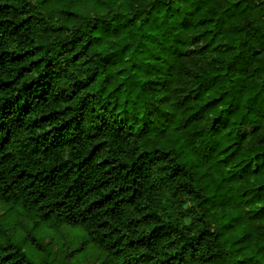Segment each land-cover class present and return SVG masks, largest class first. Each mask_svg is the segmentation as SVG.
<instances>
[{
	"label": "trees",
	"instance_id": "trees-1",
	"mask_svg": "<svg viewBox=\"0 0 264 264\" xmlns=\"http://www.w3.org/2000/svg\"><path fill=\"white\" fill-rule=\"evenodd\" d=\"M0 206V264H64L60 226L98 264H264V0H0Z\"/></svg>",
	"mask_w": 264,
	"mask_h": 264
},
{
	"label": "rangeland",
	"instance_id": "rangeland-1",
	"mask_svg": "<svg viewBox=\"0 0 264 264\" xmlns=\"http://www.w3.org/2000/svg\"><path fill=\"white\" fill-rule=\"evenodd\" d=\"M3 215V209L0 206V216ZM24 222L26 220H23ZM76 232H72L71 230L60 226L57 229V232L51 236L47 234H43L41 231H38V235H42V241L46 243V246L52 255V257L55 259V262L63 263L64 264H98L99 260L95 257V254L90 250V246H83L82 249H80V242L82 236H81V230L79 228H75ZM71 243V247H68V249H65V244L67 242ZM24 245V249L28 252V254L32 255V251L30 248L26 245ZM92 246V245H91ZM75 250L74 252H70V250ZM68 253V256L64 257V255Z\"/></svg>",
	"mask_w": 264,
	"mask_h": 264
}]
</instances>
